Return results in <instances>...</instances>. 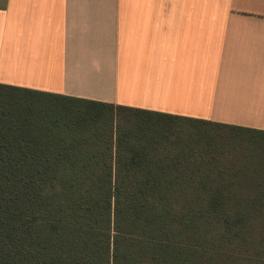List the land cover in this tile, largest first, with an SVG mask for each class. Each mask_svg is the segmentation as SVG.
I'll use <instances>...</instances> for the list:
<instances>
[{"label": "trees", "instance_id": "16d2710c", "mask_svg": "<svg viewBox=\"0 0 264 264\" xmlns=\"http://www.w3.org/2000/svg\"><path fill=\"white\" fill-rule=\"evenodd\" d=\"M0 264H264V131L0 84Z\"/></svg>", "mask_w": 264, "mask_h": 264}, {"label": "crops", "instance_id": "0c3cea01", "mask_svg": "<svg viewBox=\"0 0 264 264\" xmlns=\"http://www.w3.org/2000/svg\"><path fill=\"white\" fill-rule=\"evenodd\" d=\"M0 84L264 131V0H0Z\"/></svg>", "mask_w": 264, "mask_h": 264}]
</instances>
